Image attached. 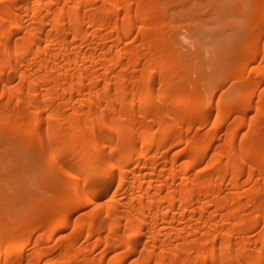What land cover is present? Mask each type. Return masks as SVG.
Returning a JSON list of instances; mask_svg holds the SVG:
<instances>
[{"label":"bare ground","instance_id":"bare-ground-1","mask_svg":"<svg viewBox=\"0 0 264 264\" xmlns=\"http://www.w3.org/2000/svg\"><path fill=\"white\" fill-rule=\"evenodd\" d=\"M247 7L226 99L159 0H0V136L40 169L22 208L0 173V264H264V0Z\"/></svg>","mask_w":264,"mask_h":264},{"label":"rangeland","instance_id":"rangeland-1","mask_svg":"<svg viewBox=\"0 0 264 264\" xmlns=\"http://www.w3.org/2000/svg\"><path fill=\"white\" fill-rule=\"evenodd\" d=\"M159 1L165 7L163 12L172 26L167 36L178 45V41L182 39L180 43L183 41L190 43V45L187 44L188 47L181 48L185 52L183 60L199 71L202 76L201 83L207 86L212 84L213 78L224 77L225 74L230 75L223 84L215 88V95L218 96L224 92L226 99L233 97V92L239 85L235 74L246 62L244 59L242 62L239 61L240 63H235L236 65L232 64V57L238 52V43L248 25L249 10H246L248 0ZM241 2L243 5L240 4ZM180 32L188 36V39H185L186 37ZM0 137V141L2 140L0 143V173L4 207L22 208L29 196L39 188L37 176L40 174V169L29 152L28 155L25 153L23 156L19 153L23 150L34 149L30 146L33 144L22 140L17 145L16 142H7L5 140L7 137L2 138V135ZM46 161L48 167L49 160Z\"/></svg>","mask_w":264,"mask_h":264}]
</instances>
